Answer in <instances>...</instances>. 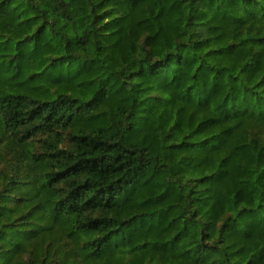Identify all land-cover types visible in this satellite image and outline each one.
Listing matches in <instances>:
<instances>
[{
  "label": "trees",
  "instance_id": "1",
  "mask_svg": "<svg viewBox=\"0 0 264 264\" xmlns=\"http://www.w3.org/2000/svg\"><path fill=\"white\" fill-rule=\"evenodd\" d=\"M0 264H264V0H0Z\"/></svg>",
  "mask_w": 264,
  "mask_h": 264
}]
</instances>
